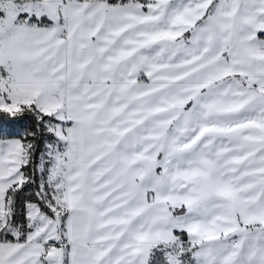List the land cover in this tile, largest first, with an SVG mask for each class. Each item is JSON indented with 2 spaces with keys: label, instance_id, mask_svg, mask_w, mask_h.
Instances as JSON below:
<instances>
[{
  "label": "snow or ice",
  "instance_id": "1",
  "mask_svg": "<svg viewBox=\"0 0 264 264\" xmlns=\"http://www.w3.org/2000/svg\"><path fill=\"white\" fill-rule=\"evenodd\" d=\"M0 264H264V0H0Z\"/></svg>",
  "mask_w": 264,
  "mask_h": 264
}]
</instances>
